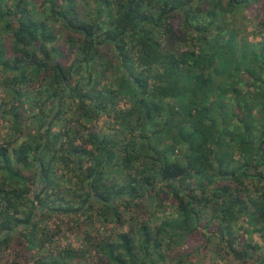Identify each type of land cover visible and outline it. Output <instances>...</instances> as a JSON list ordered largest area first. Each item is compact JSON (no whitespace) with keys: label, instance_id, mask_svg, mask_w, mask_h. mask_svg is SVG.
Here are the masks:
<instances>
[{"label":"trees","instance_id":"16d2710c","mask_svg":"<svg viewBox=\"0 0 264 264\" xmlns=\"http://www.w3.org/2000/svg\"><path fill=\"white\" fill-rule=\"evenodd\" d=\"M259 2L0 0V86L11 102L0 116L19 130L0 144V252L35 251L33 264H183L176 247L201 231L242 264H264L253 237L237 233L245 216L264 231V42L229 20ZM95 76L109 81L99 88ZM126 96L131 109L114 111L118 151L66 125L51 138L67 100L91 120ZM22 98L35 128L21 126ZM117 155L130 170L122 180L106 172ZM57 164L75 167L72 186ZM167 201L175 219L136 217ZM62 216L75 218L81 249L54 248L45 218ZM114 221L119 230L94 235Z\"/></svg>","mask_w":264,"mask_h":264},{"label":"rangeland","instance_id":"374dc122","mask_svg":"<svg viewBox=\"0 0 264 264\" xmlns=\"http://www.w3.org/2000/svg\"><path fill=\"white\" fill-rule=\"evenodd\" d=\"M256 4V9L253 6H249L246 10H237L236 12L232 13L229 18L230 22H232V25L234 24L235 29L239 31L242 36L246 37L249 43L253 45L264 42V26L261 25V22H263L264 24V0H260V2ZM172 25H174V22ZM58 38L62 39L63 36L58 33ZM95 77L96 78L93 83L97 84L99 88H101L102 85H104L108 80L107 79L104 81L103 77L101 76ZM3 79L4 75L0 73V83L3 81ZM242 89L243 88L240 87V90ZM24 100V98L20 100L21 102L17 104L15 111L17 112V114L21 115L22 119L20 121L22 128L33 127V120H30L29 122L26 121V119L30 116L31 108L28 101L23 104ZM2 101L9 102L7 109L11 107V102L10 100L8 101V96L4 90V87L0 86V102ZM164 101L165 103H173L171 102V99H167ZM131 104L132 103L130 98L126 96L124 99H121L118 102V105L112 111L103 112L96 116V118L89 120L83 113L84 111H79L78 101L67 100L64 105L65 114L54 124L51 132V138H59L60 134L63 133L64 126L66 125V127L72 128L75 131H80L82 136L85 137V140L87 139V136L89 134H94L99 136L101 140H105L110 144L113 142L118 143L116 146V150L118 151V147L122 145L124 136L122 134L121 126L116 119L115 112L118 110L128 112L131 109ZM52 107L53 105H50V108ZM81 115L84 116V118H80L79 116ZM13 119L14 118L11 116H9L8 118L0 116V144L5 143L9 140H13L17 135H19V130L16 129ZM165 119V116H163L161 118V122L163 123ZM127 138L129 139V136H127ZM82 142L83 141L80 140L78 144ZM88 145V148L92 149L91 144ZM119 155H117L115 158H112L113 166H109L106 168V172L108 174L110 173V177L112 179L115 178L116 180L124 179L126 176L125 174L130 172V170L122 162L123 160ZM234 157L236 158L237 155ZM90 166V163L85 162L86 168ZM74 169L75 167L73 166L64 167L62 164L56 165L54 170L57 173L56 176L59 179L62 187L68 188L76 182V170ZM52 175L54 176V173H52ZM253 193H255L254 190ZM254 195L256 198L258 197L256 193ZM250 209H254L253 204L250 206ZM133 215V213L128 212L127 214H123V217L126 221H128V219ZM136 217H138L139 220L157 225L159 222H162V219L164 217L175 219L177 217V211L176 207L172 206L170 201H167L163 207L157 208V205H155L153 206V208L148 209L147 213L141 214L140 217L136 215ZM45 220V228L51 231L50 234L55 235V237L53 238V241L55 243L54 248H57V250H63L65 248H72L77 250L83 247V233L80 232V228L78 227V224H76L75 218H72L70 216H62L53 218L47 217L45 218ZM203 223L204 224L202 231L211 232L207 227L210 223L209 218L203 221ZM86 228L83 230H86ZM119 228L120 225L117 223V221L111 222L107 225L100 223L97 225V228L94 229V235L100 233L109 235L119 230ZM239 228L240 231L237 232L239 235H242L246 239L253 237V244L255 245L256 249L260 252H264V231H262L263 227L259 225L253 226L252 217L245 216L240 219ZM182 242L184 243L183 246L176 247L175 252L177 253H175L174 256H176L177 259L184 257L185 259L183 264H242V262L229 255L227 253V249L222 248L223 246L219 243L218 237L214 236L212 233L210 234V239L207 240L203 233L201 231H198L189 236V238H187L186 240H182ZM34 254L35 251L20 253L18 251V248L15 246L8 251L0 252V264H33ZM169 258L171 259L170 255ZM170 263L173 264L172 261H170Z\"/></svg>","mask_w":264,"mask_h":264},{"label":"water","instance_id":"95a60500","mask_svg":"<svg viewBox=\"0 0 264 264\" xmlns=\"http://www.w3.org/2000/svg\"><path fill=\"white\" fill-rule=\"evenodd\" d=\"M18 24V23H17Z\"/></svg>","mask_w":264,"mask_h":264}]
</instances>
